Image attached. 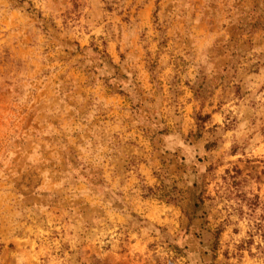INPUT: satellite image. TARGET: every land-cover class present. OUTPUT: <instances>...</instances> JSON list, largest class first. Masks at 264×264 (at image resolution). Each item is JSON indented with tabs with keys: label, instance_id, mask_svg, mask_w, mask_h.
Masks as SVG:
<instances>
[{
	"label": "rangeland",
	"instance_id": "374dc122",
	"mask_svg": "<svg viewBox=\"0 0 264 264\" xmlns=\"http://www.w3.org/2000/svg\"><path fill=\"white\" fill-rule=\"evenodd\" d=\"M0 264H264V0H0Z\"/></svg>",
	"mask_w": 264,
	"mask_h": 264
}]
</instances>
